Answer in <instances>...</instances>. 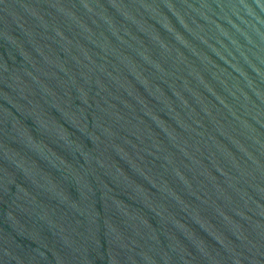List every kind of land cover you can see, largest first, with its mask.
<instances>
[{
    "label": "water",
    "instance_id": "95a60500",
    "mask_svg": "<svg viewBox=\"0 0 264 264\" xmlns=\"http://www.w3.org/2000/svg\"><path fill=\"white\" fill-rule=\"evenodd\" d=\"M0 264H264V0H0Z\"/></svg>",
    "mask_w": 264,
    "mask_h": 264
}]
</instances>
